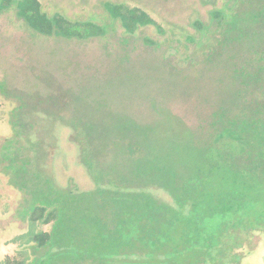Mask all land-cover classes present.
Listing matches in <instances>:
<instances>
[{"label": "rangeland", "instance_id": "rangeland-1", "mask_svg": "<svg viewBox=\"0 0 264 264\" xmlns=\"http://www.w3.org/2000/svg\"><path fill=\"white\" fill-rule=\"evenodd\" d=\"M263 1L39 0L48 16L59 13L105 27L102 38L81 42L41 37L16 17L15 9L1 13L0 263L21 253L26 264H117L106 248L113 219L107 207L114 196L110 180L130 181L133 168L147 160L159 165L168 152L183 158V147L194 139L187 131L197 130L209 110L230 95L227 62L190 65L205 59L201 50L220 38L208 34L209 44L198 49L203 32L194 23L206 27L215 10L244 18L258 6L264 10ZM107 2L139 7L158 26L127 35L103 8ZM48 98H53L49 111ZM129 120L146 127L120 132L118 126ZM85 122L96 134L90 137L93 148L81 128L67 125ZM150 192L172 203L165 191ZM36 206L66 208L67 218L54 225L51 250L28 241L27 217ZM240 242L238 264H264V230L240 232Z\"/></svg>", "mask_w": 264, "mask_h": 264}, {"label": "trees", "instance_id": "trees-1", "mask_svg": "<svg viewBox=\"0 0 264 264\" xmlns=\"http://www.w3.org/2000/svg\"><path fill=\"white\" fill-rule=\"evenodd\" d=\"M12 8L16 17L41 37L81 42L106 33L105 27L96 23L71 21L59 13L48 16L39 0H0V14ZM103 8L127 35L141 27L158 26L139 7L107 2ZM236 13L230 10L227 16L215 10L206 27L194 23L203 32L196 42L198 49L209 44L208 34L220 38L216 37L214 47L209 44L206 52L200 49L205 56L202 63L190 65L202 64L200 68H204L220 63V59L228 63L230 95L226 103L209 110L197 130H186L194 139L183 147L186 155L180 160L168 152L159 165L147 160L133 168L130 181L110 180L115 189L109 188L114 196L107 207H112L113 219L106 248L114 253L117 264H238L240 232L253 227L264 230V10L258 6L244 18ZM235 50L241 52L239 57ZM53 98H48V111ZM171 120L187 128L180 119ZM136 123L129 120L117 128L128 132L135 125L146 127ZM84 124L67 125L72 130L82 129L93 148L90 137L95 133L89 123ZM130 151L133 154L135 147ZM151 188L165 191L172 203L157 200ZM27 218L31 228L28 241L51 250L56 244L54 225L67 218L66 208L36 206ZM37 224L51 225L52 230L36 232L33 227ZM26 260L17 253L0 264H26Z\"/></svg>", "mask_w": 264, "mask_h": 264}]
</instances>
